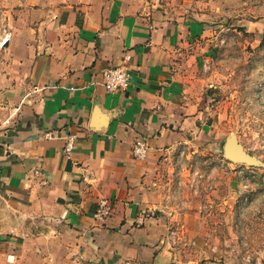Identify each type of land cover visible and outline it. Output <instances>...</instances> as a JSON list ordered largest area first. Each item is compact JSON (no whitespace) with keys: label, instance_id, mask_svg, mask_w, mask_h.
I'll list each match as a JSON object with an SVG mask.
<instances>
[{"label":"crops","instance_id":"0c3cea01","mask_svg":"<svg viewBox=\"0 0 264 264\" xmlns=\"http://www.w3.org/2000/svg\"><path fill=\"white\" fill-rule=\"evenodd\" d=\"M8 3L0 264H211L196 260L194 231L175 227L182 214L165 161L209 139L197 64L206 22L187 0ZM122 64L132 84L107 93L102 70ZM138 141L143 161L131 156Z\"/></svg>","mask_w":264,"mask_h":264},{"label":"rangeland","instance_id":"374dc122","mask_svg":"<svg viewBox=\"0 0 264 264\" xmlns=\"http://www.w3.org/2000/svg\"><path fill=\"white\" fill-rule=\"evenodd\" d=\"M187 1L210 28L197 62L209 139L205 148L187 144L165 160L173 208L182 214L175 227L194 231L190 245L202 263L264 264V167L232 163L222 153L235 135L264 165V0ZM8 4L0 0L2 25Z\"/></svg>","mask_w":264,"mask_h":264},{"label":"built area","instance_id":"2783aa9c","mask_svg":"<svg viewBox=\"0 0 264 264\" xmlns=\"http://www.w3.org/2000/svg\"><path fill=\"white\" fill-rule=\"evenodd\" d=\"M9 35H5L1 46H3L8 41ZM101 86L107 93H124L127 91L129 86L132 84L133 80L128 68L122 64L115 67H108L102 70L101 74ZM47 139H51V135L45 136ZM72 150V140H68L65 144L63 153L69 154ZM131 156L134 160L143 161L147 156V147L144 143L138 141L136 142L131 149ZM105 207V206H103ZM103 209V208H102ZM100 210L99 214L101 216H107L109 209Z\"/></svg>","mask_w":264,"mask_h":264},{"label":"water","instance_id":"95a60500","mask_svg":"<svg viewBox=\"0 0 264 264\" xmlns=\"http://www.w3.org/2000/svg\"><path fill=\"white\" fill-rule=\"evenodd\" d=\"M222 153L224 158L232 163L264 167L263 163L244 150L235 135H231L225 140L222 147Z\"/></svg>","mask_w":264,"mask_h":264}]
</instances>
